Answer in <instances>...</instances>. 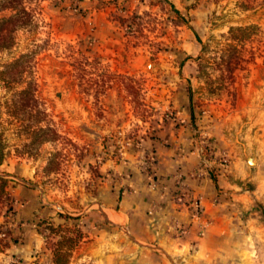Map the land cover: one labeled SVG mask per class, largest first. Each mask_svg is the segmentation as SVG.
<instances>
[{
    "label": "rangeland",
    "instance_id": "1",
    "mask_svg": "<svg viewBox=\"0 0 264 264\" xmlns=\"http://www.w3.org/2000/svg\"><path fill=\"white\" fill-rule=\"evenodd\" d=\"M184 3L148 0L124 15L117 0H31L32 24L0 52V175L10 198L0 264H53L64 235L77 239L63 244L67 264L144 263L127 228L102 214L101 186H114L103 162L150 150L144 141L170 117L159 108L179 82L209 130L237 112L241 126L248 113L264 115V0ZM204 140L209 155L213 136ZM224 230L208 244L210 263L264 264L262 204Z\"/></svg>",
    "mask_w": 264,
    "mask_h": 264
},
{
    "label": "crops",
    "instance_id": "2",
    "mask_svg": "<svg viewBox=\"0 0 264 264\" xmlns=\"http://www.w3.org/2000/svg\"><path fill=\"white\" fill-rule=\"evenodd\" d=\"M147 1L117 3L127 15L145 8ZM168 1L184 9V0ZM186 77L190 74L182 77L183 82ZM176 88L166 106L159 108L169 109L170 117L154 139L144 141L150 150L127 149L118 162H103L110 167L114 186H101L99 203L109 221L127 228L121 226L145 255L143 264H212L211 240L242 210L256 203L264 206V115L248 113L241 126L236 119L245 112L237 110L241 114L229 121L220 119L209 130L194 118L182 83ZM209 133L214 141L208 155L203 144ZM221 152L229 157L225 167L219 164ZM146 153L154 157L150 165L143 160ZM148 167L153 175L147 173ZM197 200L202 207L199 219L192 210ZM175 224L186 230L178 233Z\"/></svg>",
    "mask_w": 264,
    "mask_h": 264
},
{
    "label": "trees",
    "instance_id": "3",
    "mask_svg": "<svg viewBox=\"0 0 264 264\" xmlns=\"http://www.w3.org/2000/svg\"><path fill=\"white\" fill-rule=\"evenodd\" d=\"M31 0H0V12H10L8 15L0 17V52L10 49L15 41V32L20 28H26L32 24V13L29 8ZM5 71L0 70V79L4 80L3 76ZM24 93L29 92L24 90ZM5 143L0 132V165L5 158ZM10 199L7 192V180L0 175V211L3 206L4 200ZM10 211L12 207L8 208ZM53 229V228H52ZM9 229L4 228L0 224V252H3L9 245L7 238L9 236ZM76 238V237H75ZM68 237L66 235L61 236L60 240L54 242V248L52 250V262L53 264H67L69 254L63 248L64 242L75 244L77 239Z\"/></svg>",
    "mask_w": 264,
    "mask_h": 264
},
{
    "label": "built area",
    "instance_id": "4",
    "mask_svg": "<svg viewBox=\"0 0 264 264\" xmlns=\"http://www.w3.org/2000/svg\"><path fill=\"white\" fill-rule=\"evenodd\" d=\"M227 162H228L227 154L223 152L221 156V164L223 166H226ZM192 210H193V216H195L196 218H199V216L202 213V207L198 200L193 203Z\"/></svg>",
    "mask_w": 264,
    "mask_h": 264
}]
</instances>
